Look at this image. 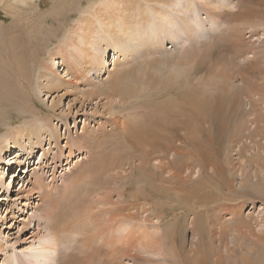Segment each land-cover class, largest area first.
<instances>
[{
    "label": "bare ground",
    "instance_id": "obj_1",
    "mask_svg": "<svg viewBox=\"0 0 264 264\" xmlns=\"http://www.w3.org/2000/svg\"><path fill=\"white\" fill-rule=\"evenodd\" d=\"M34 1L0 0V5L16 14L11 24H0V132L3 126H7L0 133V169L3 163L10 164L6 165V173L3 172L4 167L0 172V203L13 198V192H16L14 200L24 198L20 200L22 207H28L33 203L31 199L38 198L30 215L37 224L31 241L22 247L17 246L21 244L19 238L11 242L3 236L0 240V257L4 255L1 264H258V251H264V195L257 193L251 197L242 191H247V186L258 185L260 176L264 182V71L260 66L264 63V0H87V4L83 0H73L76 2H69L70 7L56 0L59 4L48 11L39 12L31 20L40 6ZM251 37L254 39L251 40ZM167 41L173 43L172 46L167 47ZM216 42L226 45L233 60L243 65L240 64V67L244 72L251 69L247 77L242 76L239 81L242 88L234 96V104H237V111L233 113L235 116L226 121L231 131L230 138L220 137L217 140L216 149L222 145L223 150L227 147V152H232L225 167H222L226 171L221 182L225 204L219 205L220 209L206 211L205 226L199 230L195 220L203 210L198 211V208L207 207L208 201L200 206L198 202V205L187 203V208L193 207L190 211L192 220L188 223L192 226L195 243L167 244L168 233L162 226L161 215H153L154 209L140 212L138 210L141 209L135 208L139 205L130 207L132 204L124 202L127 192L125 180L133 175L129 173L133 164L126 169L125 156L117 160L113 156L111 159L105 157H109L110 145L118 143L111 141V138L118 133H126L124 138L128 136L129 140L145 147L144 153L140 152L142 155L138 157L142 171L149 165L160 169L168 179L163 178L166 181L163 183L164 190L174 189L178 197L180 194L186 195L187 190L182 193L180 189L187 180L194 179L191 176H195V173L203 169L202 174L210 176L211 169L219 171V166L208 162V156L196 146L199 131L191 126L203 125L193 117H198L194 114L195 110L204 106L200 102L194 103V109L189 106L195 97L191 100L188 92H182L184 102L177 106V112L174 109V116L178 119L175 139L163 147L156 132L157 122L160 121L155 120L151 111L153 117L150 116L154 120L144 121L141 110L127 107L133 100H143L137 98L142 87L138 83L141 79L137 72L142 76L148 74L147 81L158 88V83H162L155 69L157 63L171 61L172 64L176 60L181 63L175 64L177 68L179 65L183 68L179 70L184 75L194 65L196 57L202 56H198V52L204 54ZM173 46L174 50H169ZM44 55L46 57L43 59ZM212 63L209 62V65L213 66ZM121 65L124 69L120 68ZM59 67L62 69L59 70ZM170 71L174 73L176 70ZM175 73L172 76L176 79ZM117 75H120V79L116 80ZM178 76L180 72L177 74L179 80ZM131 77L137 82V87L132 88L125 83ZM167 78L172 81L168 75ZM143 84L145 87V82ZM145 88L142 87L143 90ZM70 90L76 91L77 96L64 109L61 107L63 97ZM44 95L53 97L51 108L60 110L62 119H58L66 127L69 117L82 114V131L73 134L67 127L62 134L54 121L55 115L43 114L41 103ZM243 98L247 99L249 107L242 102ZM94 99L98 101L94 102L90 111L85 105L91 104ZM118 106L122 109L116 110ZM161 108L157 109L161 111ZM106 112L110 117L102 119ZM213 119L209 120V125L222 121V130L225 118ZM164 124L160 123L161 127ZM64 141L66 143L63 145ZM185 150L186 153L187 150L190 152L189 159L196 164L194 168L188 166L189 160L183 158L184 155L178 157L181 161L186 159V164L178 166L175 163L177 155ZM39 151L40 161L37 165L33 163V166L31 162ZM166 152H172L169 154L173 156L169 158ZM120 154L124 155V152ZM64 157L66 163H63ZM74 158H77L75 163ZM27 164L28 171L25 170ZM17 166L24 167L23 171L19 169L20 172L31 169L30 179L19 189L15 187L20 175L10 171V167L13 170ZM60 168L62 170L56 175L60 178L57 182L55 173ZM9 173L11 180L5 185L4 177ZM185 173H188L186 177ZM47 176L52 177L49 182L46 181ZM138 193L140 190L133 197ZM114 196L118 198L115 200ZM235 199L241 202L234 203ZM248 203L251 208L246 214L244 208ZM145 212L147 214L142 215ZM11 214L15 218V214ZM4 221L0 216V227Z\"/></svg>",
    "mask_w": 264,
    "mask_h": 264
},
{
    "label": "rangeland",
    "instance_id": "obj_2",
    "mask_svg": "<svg viewBox=\"0 0 264 264\" xmlns=\"http://www.w3.org/2000/svg\"><path fill=\"white\" fill-rule=\"evenodd\" d=\"M58 1L59 2L60 1L65 2V5L68 6V7H70L69 2L71 4H74V2H76V1H73V0H58ZM58 1H56V0H41V2H39V0L34 1L36 3V5L39 3L40 6L38 7L39 9L37 8L35 10V12H34L35 14L32 15L31 20H32L33 17H35L37 14H39V12L41 13V12H44V11H48V10L51 9V7L53 5L59 4ZM83 1L85 2V4H87L86 3L87 0H83ZM66 2H68V3H66ZM15 15L16 14H14V11L13 12H9L2 5H0V24L1 23L5 24V25L11 24V22H13L14 18L16 17ZM2 20H4V21L2 22ZM248 37H249V35L246 34V38L249 40ZM250 39L253 40L254 37H251ZM167 42L169 43V44H167V47L172 46L173 43H171L169 41H167ZM256 43H258V42H256ZM196 45H198V44H196ZM169 50H171V51L174 50V46H173L172 49L170 48ZM215 50H217V51H215ZM227 52H228V54H227ZM212 54H213V56L214 55L215 56L213 57ZM46 55H44L43 59L46 57ZM199 55H202V56H199ZM217 55L218 56L220 55V57H218ZM198 56L199 57H196V60H195L194 65L191 68H189L188 71L184 72V75L182 73V70H179V69H183V68H181L180 65H179V68H177L178 65H176L175 63H179V62H177L176 60H173L172 64H171V61L170 62H167V63H162V62L157 63L155 65V69H157L156 70L158 72L157 76L158 75L160 76V79H161V82L160 83H162L161 85L158 83V86H159L158 88H156L153 85V83H150V82L147 81L148 80V76H149L148 74H144V72L141 71L144 74V76H142L141 73H138L136 71L137 69H135L134 70V73L137 72L138 77L141 79V80L138 81L139 84L141 83L140 86H142L143 88L146 87L147 89L148 88L149 89L147 90L145 88L143 90L142 87H141V89H140L141 92L138 91L137 98L139 97V99L141 98L143 100H133L131 102V104L129 103L127 105V107L130 106V107H128L129 109L131 107L132 108L133 107H136V109H138L139 112L141 110V112L144 113L143 114L144 121L147 120V119L148 120H154V118H155V120L160 121V122H157V127L158 128L156 129V132H158V136H157L158 138L157 139H158V141L160 140L159 144H160V146L163 147V145L167 146L168 143L172 142L175 139V124H176V122H177L178 119L175 118V116H174L175 115L174 109L177 112V106H179L182 102H184V96L182 95V92H188L190 94V96H191V100H192V98L195 97L193 103L192 102H189V106H191L194 109V107H196L194 103H196V102H200V103H202V106H204V107H200V109L197 110V111L195 110L194 114L197 115L198 117H193V120H196L198 122H203V125H192L191 126V128H194V129L197 128L196 130L199 131V135L198 136H200V137H198L197 140H196V141H198L196 146H198V148L200 150H202L201 152H203L206 156H208V160H207L208 162L209 161L210 162L212 161V163H213L214 166H219V171L220 172L219 171H214L213 169H211L210 172H212V173H210V174L213 176L212 177L211 175L210 176H204L202 174V173H204V170L203 169L200 170L199 173H195V176H191L194 179L187 180L186 185L183 188L180 189L181 191L183 190L182 193H185L186 190H187L186 195L180 194L179 197H178V196L175 195V193L173 191L174 189L172 191H169V190H167L165 188V190H164L163 183L166 182V181H163V178L166 179L167 177L165 176L166 174L161 173V170L160 169L158 170L156 168H153V166L149 165L148 167H150V168L147 167L148 170L146 169V170L142 171V169L139 167V164H138L139 161H140V159H138V157H139V155H142L144 153L145 147L144 146L141 147L140 145H138V144L134 143L133 141L129 140V137L128 136H126L124 138V136L127 135L126 133L124 134V132L123 133L121 132V133H118V135H115V136H113L111 138V141H115L116 140L118 143H116V145H113V146L110 145L111 148H110L109 153H108L109 154V157L108 156L105 157V159H108V158H110V157L113 156L114 159L117 160L118 158L123 159L124 156H125V158L123 159V161L125 163H127L126 164V169L133 164V169L134 170L132 169V171L129 172L130 170L128 169V172L131 173V174H133V175L128 176V178L125 180L126 181V191L127 192L125 193V196H124V200H125L124 202H126L127 204L130 203L129 205L132 204L130 207H133L134 204H135V206L139 205L138 207H135V208H136V210H137V208L138 209H141V210H138L140 212L141 211L143 212L144 210H151V209L153 210L154 209L153 210V212H154L153 215H156V214L157 215H161L162 216V222H161L162 223V226H164L163 228L165 230L167 229L166 230V233H168V234H166L167 244H174V243L180 244V242H181V244H192V243H195V242H193L194 235H193V231H192V226H191V224L189 225L190 220H192V214H191L190 211H191V209L193 207L192 208H187V206H186L187 203H191V204L192 203H195L196 205L199 204V206H200V204L206 203L208 201V203H206L207 204V207H203V208L202 207H199L198 208L199 209L198 211H200V209H201V211L203 210L201 213H198L199 214L198 215L199 217H197L196 220H195L196 221L195 222L196 223V226L199 228V230L201 229V227L205 226V224H204L205 223V212L206 211H212L215 208L216 209H220L219 208V205L221 207V206H223L225 204V202L223 201L225 199V197H224L223 193H221V190H222L221 189V182L224 179V176L223 175L225 174L226 171L222 167H225V162L228 159V157H229L228 155H229L230 152H227V147H226V150H223L222 145L219 146V149H216V147L218 146L217 140H218V138L220 139V137H225V138L227 137V139L230 138V135L229 134H230L231 131L229 130L230 127L227 126L228 122H226V121H228V119H230V117H234L235 114H233V113L235 111H237V110H235V109H237V104H234V96L236 95V92H240V88H242L241 87V83L239 81L241 80L242 76H246L247 77L249 71L251 70L250 69V70H247V72H244L243 69H242V66L243 65L240 62L236 63L233 60L234 58H233L232 53H230L228 51L226 45L221 44V42H216V44L214 43L211 47H209V48H207L205 50L204 54H203V52H198ZM205 56L207 58H209V57L210 58L209 59L206 58V60H205ZM111 57H113L112 54H111ZM222 58L225 61V62L223 61L224 63L222 62ZM225 58H226V60H225ZM219 59H221V60H219ZM120 60H122V57H121ZM216 60H217V62H216ZM211 61H213L214 64ZM209 62L212 63L213 66L209 65ZM166 64H168V66L170 65V67H168ZM179 64H181V63H179ZM240 64L242 65L241 67H240ZM214 65H216V66H214ZM208 66L210 67V69H209ZM260 66L261 67L263 66L262 67V70L264 71V63H262ZM213 67H214V70H213ZM220 67L224 71H221L222 69L219 70ZM231 67H233V68H231ZM57 68H58V65H57ZM112 68H113V65L110 66V69H112ZM120 68L124 69V66L121 65ZM236 68H238V69L236 70ZM60 69H62V68L59 67V70ZM171 69L176 70V71H174V73L176 72L175 73L176 74V79H177V74L180 72V76H178L179 80L178 79L176 80L175 77L173 78V76H175V75H174V73H172V71H170ZM177 69H178V71H177ZM160 71H162L161 74H160ZM207 71H208V73H207ZM171 73L173 74V76H172ZM231 73H232L233 76L231 75ZM208 74H211V75H208ZM167 75L169 76V79L171 77L172 81L171 80H169L170 82L168 81ZM183 76H184V78H183ZM123 77H124V73L121 75V79ZM145 77H146V79H145ZM219 77H220V79H219ZM189 78H190V81H189ZM211 78H212V80H210ZM215 78L216 79L218 78L216 80L217 83L213 81V80H215ZM117 79H120V75H117L116 80ZM128 79H129L128 80V83L125 82L126 84H128V86H131V87L133 86L132 88L137 87V85L135 86V84H137V82H135V80H133L132 77L131 78H128ZM173 79H174V85H173ZM200 79H202V80H200ZM123 80L125 81V79H123ZM180 80H182V82H180ZM219 80H221V81H219ZM211 81H213V82H211ZM222 81H223V84L221 85ZM144 82H145V87H144V84H143ZM119 83H121V82H119ZM129 83H132V84H129ZM170 83H172V84H170ZM225 83H227V84L225 85ZM234 83H236V85H234ZM166 84H168V85H166ZM230 84H232V85H230ZM187 86H189V87H187ZM204 86L206 87L207 91H205L206 89H204L205 88ZM212 86H213L214 89L212 88ZM235 87L237 89H235ZM229 89H231V90H229ZM145 90L147 91L146 92L147 94H143V92L145 93ZM215 90H216V93L217 94L216 93L214 94ZM178 91H179V93H178ZM220 91L223 92V93H221ZM203 92H204L205 95L203 94ZM208 92H209V94H208ZM154 93H156L157 95L154 94ZM210 94H211V96H210ZM171 95L172 96L174 95V96L171 98ZM76 96H77V92L70 90L69 91V94L68 95H65V97H63V102L61 104L62 105L61 107L64 108V109H67V103L68 102H70V103L74 102L75 101L74 99H75ZM140 96H142V97H140ZM150 97H152V98H150ZM176 97H177L178 100L176 99ZM145 98L147 100H144ZM158 98H160V99H158ZM210 98H212V99H210ZM52 99H53V97L52 98H47V96L46 97H45V95L43 96L42 103L40 102L41 104H43L42 105L43 108H44L43 114L55 115L54 116V119H55L54 121H55V123H58L62 134H64L66 132L67 127L70 129L71 133H73V134L76 133V132L77 133L78 132L80 133L82 131V129H83L84 116L82 114H77L75 117H69V119H68L69 123L66 124L67 125V127H66L65 125L61 124L60 119H62V116L60 115V110H57V109L54 110L53 108H51V106H52ZM152 99H155L157 102L154 101V100H152ZM44 100L46 101V103H45ZM96 101H98V100L94 99L91 102V104L90 103H87V105H85V106L88 108V110L91 111V107H92V105H95L94 102H96ZM158 101H160V102H158ZM242 102H244V104L246 105V107H249L247 105V99L246 98H243V101ZM174 103H175V105H174ZM228 103L230 105H227ZM153 104H155L156 106L158 105L159 107L158 106L155 107V105H153ZM79 105H80V103H78V106ZM150 105L151 106L153 105V107H151ZM120 107L121 106L116 107V110H121L122 107H121V109H119ZM161 107H163V108H161ZM152 108H154V109H152ZM157 108H161L162 113ZM153 110L154 111L157 110L156 111L157 113L154 112ZM101 111H103V110H101ZM150 111L154 115V118H152L153 116L150 113ZM121 113H123V112H121ZM147 113H148V115H147ZM158 113H160L161 115L158 114ZM156 114H157V116H159L158 119H156L157 118ZM108 117H110V116H108V114L106 112V114L103 116L102 119H106ZM209 117H210V119H209ZM213 117H218L220 119H224L225 118V120L223 122L225 124V126L221 127L222 130L220 129V126L222 124V121L221 122L218 121V123L216 122V124H214V125L213 124L212 125H209V120H212L213 121L214 120ZM58 118H60V119H58ZM99 119H101V117H99ZM90 123L92 125H96V123L94 121H90ZM160 123H161V125H163L165 123L166 126L164 124L165 127L164 126L161 127ZM217 124H219V125H217ZM167 125H168V128H167ZM170 126H174V128L173 127L170 128ZM163 127H164V129H162ZM4 129L6 130L7 129V126H3V130L1 132H4L5 131ZM202 131H203V133H202ZM219 133H223V135L220 136L221 134H219ZM215 134H217L219 137L216 135V138H215ZM166 135H169V136H166ZM191 137L192 138H196L194 136H191ZM121 140H123L125 142V144L123 143V141L120 142ZM65 143H66V141L63 142V145ZM118 144H120V145H118ZM118 146H121V147H118ZM120 148H122V149H120ZM129 149H130V151H129ZM220 149H221V151H220ZM142 150H143V152H142ZM118 151L120 153H123L124 152V155H121ZM127 151H129V152H127ZM67 152L68 151L65 150V153L66 154H67ZM140 152L142 154H140ZM188 152L189 151L187 150V153H186V150H185V151H183L181 153V155H177V157L175 159V163L176 164L178 163L177 164L178 166H181L183 164H186L187 161L184 162L186 159L181 161V159L179 160V157H178V156H180V158H181V156L184 155L183 158L186 157L189 160V162H188L189 165L188 166H190L191 168H194L195 167L196 164L194 163V161H191L189 159L190 158V152L189 153ZM130 153L132 155H130ZM166 153L169 154V153H172V152H166ZM234 153H235V151H234ZM76 154H78V153H76ZM172 154L171 155L169 154L170 155L169 158H171V156H173ZM231 154H232V152L230 153V155ZM6 155H9V153L6 154ZM186 155H189V156H186ZM40 157H41V151H39V153L36 155V157L32 160L31 165H33V163H35L34 165H37L36 163L38 161H40ZM63 159H64L63 160V163H66L67 161H65V157ZM8 160L9 159H7V161ZM76 160H77V158L76 159L74 158V161L73 162L75 163ZM105 161L107 162V160H105ZM179 161H181V162L179 163ZM73 162H72V164H73ZM6 165H10L9 162H8V164H6V163L5 164L4 163L2 164V168L0 169V172L1 173H2V171H3L4 168L5 169H4L3 172L6 173L5 171L8 169V166H6ZM28 167L29 166L27 164V167L25 169L26 171H28L27 170ZM65 168H67V167H65ZM19 169H21L23 171L24 167L18 168V166H17L13 170L10 167V171H15L16 174H19L20 175V177H18L19 178V182L16 183V187H15L17 189H19V187L22 184H24V183L26 185L27 184V180L30 179V176H31V172H30L31 169H30L29 172H20ZM61 170H62V168L56 170L57 173H55V179L58 180L57 182H59V179L60 178H59V176H56V175H59V172ZM153 170H155L154 171L155 175H154V173L153 174L151 173V171L153 172ZM187 174L185 173L184 176L186 177ZM51 178H52L51 176H49V177L47 176L46 181L49 182L51 180ZM200 178L203 179V181L200 180ZM258 178H259L258 180L260 181V182L258 181L259 182L258 185H254L253 187L247 186V189H246L247 191H242V193L243 192H246V196H251V197H253L254 195H257V193H258V195H264V182H262L263 178H262V176H260ZM20 179L22 181H20ZM10 180H11V174L10 173L9 174H6L5 177H4L5 185L8 184L10 182ZM157 180H158V182H157ZM166 180H168V179H166ZM198 180H200L202 183L200 181H198ZM141 181H142V183H141ZM144 181H145V183L143 184ZM224 181H226V180H224ZM255 182H256V180H255ZM155 184L158 185V186L156 187ZM197 187H199V188H197ZM192 188H193V190H192ZM138 190H140V193H138L136 197H133L134 194H136L138 192ZM5 191H6V189H5ZM13 193H15V194L11 195V197L13 196V198H11V199H10V197L7 198L8 196L6 194L5 197L7 199H4V201L2 203H0V216H1V218L5 219L4 224L1 223L2 226L0 227V229L2 230V235H0V240H1V238L3 236H4V239L5 240H9L11 242L15 241L14 239L19 238V240H20L19 243H21V244H17V246L21 245L23 247L24 245H27L31 241V239H32L31 238V234H32L33 230H36L37 229V224H35V221H33L32 218H30V215H31V212H32V209H33L32 207L35 204H37V202H38V198L36 197L34 199H31L33 201V203L32 204L30 203L28 207H22V205L20 203V200L22 201V200H24V198L21 197L19 200H14V198L16 196V192H13ZM189 193L190 194L192 193V194L190 195ZM216 195H218V196H216ZM145 197H147L148 199L145 198ZM236 197L237 196H234V198H236ZM117 198H118V196H114V199L115 200ZM237 201H240V200L239 199L238 200L235 199L234 200V203H236ZM197 202H198V204H197ZM219 202L220 203L222 202V203L220 204ZM215 203H217V204H215ZM142 204H143V207H142ZM259 204L260 203H258V205ZM246 206L247 207L244 208V213L246 212V214H247L251 207H250V204L249 203ZM259 206H258V208H259ZM21 207H22V209H20ZM133 211H135V209ZM187 211H189V212H187ZM140 212H139V214H140ZM11 213H14L15 214V218L12 217V214ZM149 213L152 214L150 211H149ZM146 214H147V212L143 213L142 215H146ZM23 221H25V222H23ZM24 223H26V225H24ZM173 225H174V227H173ZM190 226H191V228H190ZM173 230H175V232H177V236H176V233L173 232ZM169 234H170V236H169ZM174 234H175V237H174ZM179 236H181L182 238L179 237ZM191 241H192V243H191ZM258 252L260 254H257V257H256V261H258L257 263L260 264L259 262H262V261L264 263V251L259 250ZM258 255H260L261 257H259ZM3 258H4V255H2L0 257V264L2 263Z\"/></svg>",
    "mask_w": 264,
    "mask_h": 264
}]
</instances>
